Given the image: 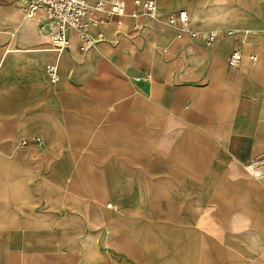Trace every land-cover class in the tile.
Masks as SVG:
<instances>
[{"label": "crops", "instance_id": "1", "mask_svg": "<svg viewBox=\"0 0 264 264\" xmlns=\"http://www.w3.org/2000/svg\"><path fill=\"white\" fill-rule=\"evenodd\" d=\"M135 1L58 53L0 0V264H264V0Z\"/></svg>", "mask_w": 264, "mask_h": 264}, {"label": "built area", "instance_id": "2", "mask_svg": "<svg viewBox=\"0 0 264 264\" xmlns=\"http://www.w3.org/2000/svg\"><path fill=\"white\" fill-rule=\"evenodd\" d=\"M22 10L26 15L32 16L40 9H45L48 19L52 24L51 49L61 52L68 47L69 32L76 30L80 39V48L85 50L104 38L103 33L94 35L92 29L100 23L106 21L112 15H120L125 11L123 0H23ZM136 5H141L145 10L154 13L157 10L155 0L135 1ZM188 19L186 10L171 12L168 22L171 24L184 23ZM195 38H202L205 45H211L217 34L214 31L199 33L190 31ZM241 60V52L238 49L232 51L228 57L230 66L235 67ZM46 72L52 82L59 79L58 66L56 63L48 64ZM41 144V140H38ZM27 140L22 139L21 144H26ZM247 171L254 177L261 178L264 175V155L256 157L245 164Z\"/></svg>", "mask_w": 264, "mask_h": 264}]
</instances>
